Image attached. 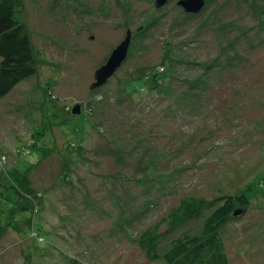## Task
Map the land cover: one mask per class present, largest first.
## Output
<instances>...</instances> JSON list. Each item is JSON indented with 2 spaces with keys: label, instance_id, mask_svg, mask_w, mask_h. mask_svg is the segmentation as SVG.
Masks as SVG:
<instances>
[{
  "label": "rangeland",
  "instance_id": "obj_1",
  "mask_svg": "<svg viewBox=\"0 0 264 264\" xmlns=\"http://www.w3.org/2000/svg\"><path fill=\"white\" fill-rule=\"evenodd\" d=\"M21 1L36 68L0 98V264H161L136 246L144 228L182 197L240 191L249 205L220 228L228 264H264V0H204L196 14L179 0ZM127 30L125 61L91 89ZM163 65L168 76L148 81L140 101L126 94ZM77 103L85 111L71 115ZM30 169L52 232L39 249L22 237L37 221ZM213 211L173 230L159 253L199 235Z\"/></svg>",
  "mask_w": 264,
  "mask_h": 264
},
{
  "label": "trees",
  "instance_id": "obj_2",
  "mask_svg": "<svg viewBox=\"0 0 264 264\" xmlns=\"http://www.w3.org/2000/svg\"><path fill=\"white\" fill-rule=\"evenodd\" d=\"M21 5V0H0V98L12 91L15 85L31 77L35 73L36 66L30 31L26 24L19 20L17 16V12L19 8H21ZM242 35L245 36L244 34ZM163 67L164 65L160 68L157 67L161 71L156 70L152 73L141 74L136 79L129 82L126 87V94H129V92H136V97L140 101L143 97L141 91L147 88L148 81L153 82L154 78L156 79L159 75L168 76V70ZM126 80H128V78H126L125 81ZM138 84L139 87L137 86ZM82 110L85 111L83 106ZM68 112L70 113V108ZM62 128L65 129L66 126L62 124ZM27 150L28 149L25 147H16L15 153L18 156L20 153L28 152ZM40 155L41 154H39V156ZM80 155L81 156L72 157L76 162L75 169L80 163L86 162L84 159V147ZM31 170L32 169L28 172L29 180L27 186L28 189L32 191L31 201L33 205H31V209L34 213L33 215H36L37 221L31 220V223L28 224L30 227L28 235L22 236L17 230L16 231L19 233L18 235L24 238H32L35 249H39L43 248V243L46 242L51 244L53 241L51 239L52 232L43 231L39 223L38 213L42 210V200L36 197L33 198L35 194L30 180ZM237 193L219 195L210 199L200 196H186L180 198L164 215L141 231L136 239L137 248L143 253V256L146 257L147 260L152 262L160 261L161 264H228V256L225 251L224 240L220 234V228L227 222L229 217H232V213L235 209L241 208L244 210L250 203L244 191ZM97 207L99 208L101 206L98 205ZM209 208H214V211L205 219L203 230L199 235H189L183 232L172 241V245L169 249L163 254L159 253L160 243L167 235L177 227L183 225L187 220L201 216L203 211ZM13 210H15V207ZM122 214L123 213H120L121 216ZM19 216L14 217L12 222H10L8 218L6 222L8 225L15 224L16 221L19 223L18 220L21 219V216ZM22 221L23 219L21 222ZM1 229L6 228L0 226V230Z\"/></svg>",
  "mask_w": 264,
  "mask_h": 264
},
{
  "label": "water",
  "instance_id": "obj_3",
  "mask_svg": "<svg viewBox=\"0 0 264 264\" xmlns=\"http://www.w3.org/2000/svg\"><path fill=\"white\" fill-rule=\"evenodd\" d=\"M165 0H157L156 7H160ZM204 0H179L178 5L187 13H198L204 7ZM131 42V32L126 31L124 39L112 50L106 62L94 71V82L90 88L94 89L105 84L106 81L115 73V71L125 61ZM72 115H80L82 113L81 104H74L70 107ZM244 212L243 209L237 208L233 211L232 216H239Z\"/></svg>",
  "mask_w": 264,
  "mask_h": 264
}]
</instances>
